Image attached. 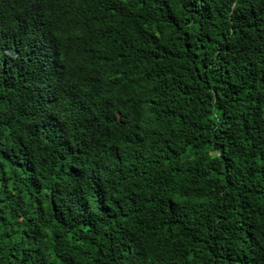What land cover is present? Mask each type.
Instances as JSON below:
<instances>
[{
	"label": "trees",
	"instance_id": "1",
	"mask_svg": "<svg viewBox=\"0 0 264 264\" xmlns=\"http://www.w3.org/2000/svg\"><path fill=\"white\" fill-rule=\"evenodd\" d=\"M0 264H264V0H0Z\"/></svg>",
	"mask_w": 264,
	"mask_h": 264
}]
</instances>
